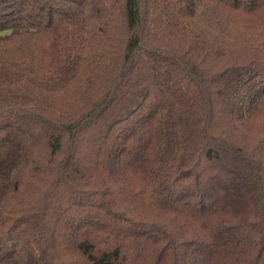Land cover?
I'll list each match as a JSON object with an SVG mask.
<instances>
[{"label": "trees", "instance_id": "obj_1", "mask_svg": "<svg viewBox=\"0 0 264 264\" xmlns=\"http://www.w3.org/2000/svg\"><path fill=\"white\" fill-rule=\"evenodd\" d=\"M0 264H264V0H0Z\"/></svg>", "mask_w": 264, "mask_h": 264}]
</instances>
